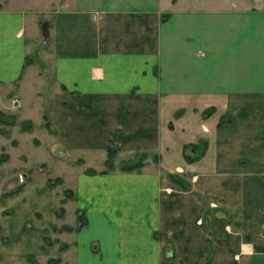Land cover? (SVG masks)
<instances>
[{"label":"crops","instance_id":"crops-1","mask_svg":"<svg viewBox=\"0 0 264 264\" xmlns=\"http://www.w3.org/2000/svg\"><path fill=\"white\" fill-rule=\"evenodd\" d=\"M43 15L62 146L147 154L137 169L76 175L77 229L52 230L75 225L55 216V186L2 198L0 255L264 264V0H0V88L20 108L27 83L40 96L26 60Z\"/></svg>","mask_w":264,"mask_h":264},{"label":"rangeland","instance_id":"rangeland-1","mask_svg":"<svg viewBox=\"0 0 264 264\" xmlns=\"http://www.w3.org/2000/svg\"><path fill=\"white\" fill-rule=\"evenodd\" d=\"M49 17V15L39 16V21L32 24L31 31L27 34L29 54L26 63L32 67L35 88L39 89V98L32 95L27 83L23 86L25 104L20 108L15 93H5V87L0 88V206L2 198L15 193L26 184H36L37 191H41L46 186H55L57 191L55 211L59 207L62 208L61 213L55 216L63 217L66 222H73L75 215L76 224L78 211H82L83 217L82 209L76 208L75 212L73 210L78 204V199L74 201V192L71 189L73 184L75 186L77 184L76 175L83 171L86 173L87 169H92L94 172L113 170L119 168L122 163L142 160L147 153L135 151L131 159H126L123 157L124 154L118 155L115 150L111 167L107 168L103 163L105 156L102 160L103 153L100 154L96 145H77L68 148L62 146L60 133L57 129L50 127L47 118L53 108L58 89H63L62 86L58 87L52 79L53 61L48 35L43 37L40 32L41 21ZM71 93L75 95L74 91ZM55 177L59 180L48 185L47 180H53ZM68 190L70 195H67ZM31 203L35 204L37 201H31ZM0 212V214H11L10 208L0 209ZM27 224L28 221H25L22 229H25ZM63 226H54L52 230L57 232L67 230ZM17 236L18 234H15L13 237ZM66 237L68 239L71 236H62L63 239ZM42 238L44 243L50 242L47 231L42 232ZM1 240L6 241L7 236L1 234ZM60 245L65 244L60 241L57 246ZM48 258L49 256L47 258L39 256L38 262L33 255H0V264H49ZM58 261L55 264H58Z\"/></svg>","mask_w":264,"mask_h":264},{"label":"trees","instance_id":"trees-1","mask_svg":"<svg viewBox=\"0 0 264 264\" xmlns=\"http://www.w3.org/2000/svg\"><path fill=\"white\" fill-rule=\"evenodd\" d=\"M208 112H209V108L206 109L205 111H203L202 114L206 115ZM219 123H220V121H219ZM45 126L48 127V125L46 123H45ZM114 151H115V149L110 147V146L105 147V159H104L103 163L107 168L111 167V159H112V155H113ZM142 153H145V152L143 151ZM184 157L187 160H191V159H194L196 156L192 157L189 155H184ZM140 165H141V160L137 159L136 161L122 163L121 166L119 167V169H121V170H132V169H137ZM106 171L107 170H100L101 173L106 172ZM86 173H94V171L92 169H87ZM168 175L173 181L180 183L179 180L176 179L173 174H168ZM57 180H59V178H57V177H55L53 180H47V184L52 185V184L56 183ZM67 192H68L67 195L68 194L70 195V191L68 190ZM60 201H63V199H60ZM61 211H62V208L59 207L58 210L55 211V214L59 215L61 213ZM84 221H85V219H84V217H82V211H78L77 223L74 225V227L67 226V225H64L63 227L67 230H71L73 228L77 229L83 225ZM52 228H54V226H52ZM47 242H48V240H47ZM62 246L63 245H60V246H58V248L60 249ZM27 256H29V255H27ZM57 261H58V257H54V258L49 257L47 259V263H49V264H55Z\"/></svg>","mask_w":264,"mask_h":264},{"label":"water","instance_id":"water-1","mask_svg":"<svg viewBox=\"0 0 264 264\" xmlns=\"http://www.w3.org/2000/svg\"><path fill=\"white\" fill-rule=\"evenodd\" d=\"M40 32L43 37H46L48 35V22L46 20L41 21Z\"/></svg>","mask_w":264,"mask_h":264}]
</instances>
